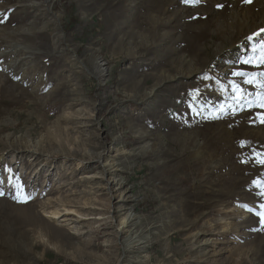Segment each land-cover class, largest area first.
<instances>
[{
    "label": "rangeland",
    "instance_id": "rangeland-1",
    "mask_svg": "<svg viewBox=\"0 0 264 264\" xmlns=\"http://www.w3.org/2000/svg\"><path fill=\"white\" fill-rule=\"evenodd\" d=\"M260 17L264 0H0V264H264V34L240 44Z\"/></svg>",
    "mask_w": 264,
    "mask_h": 264
},
{
    "label": "bare ground",
    "instance_id": "bare-ground-1",
    "mask_svg": "<svg viewBox=\"0 0 264 264\" xmlns=\"http://www.w3.org/2000/svg\"><path fill=\"white\" fill-rule=\"evenodd\" d=\"M236 13V12H235ZM238 15V14H237ZM244 15V14H243ZM247 17V16H246ZM245 18V17H244ZM261 18V21L260 23H258L256 25V27H254L252 29L251 27V31L249 33H246V36L243 37L242 39V42H240V44H242L243 42H247L249 43L250 42V39L252 38L253 39V47L256 49V46H255V41L257 38H261L264 34V18L260 17ZM249 20V19H248ZM247 21V20H246ZM251 24V23H250ZM245 26V25H244ZM247 26V25H246ZM249 27V26H248ZM14 29V28H13ZM16 29V28H15ZM1 30V29H0ZM3 30V29H2ZM26 31V30H25ZM4 32H6L4 30ZM1 36V35H0ZM11 36V35H10ZM2 40H5V38H2ZM9 40V39H7ZM2 42V41H1ZM238 45L235 47V50H240L241 48H243L244 45ZM251 44V43H250ZM8 45V44H7ZM3 46V45H2ZM9 46H10V43H9ZM14 46V45H13ZM12 46V47H13ZM15 48V47H14ZM13 48V50H15ZM13 50H8V47H5L4 49L2 47H0V57L2 56H6L7 54H9L10 51H13ZM238 56V52L236 54ZM4 59V58H3ZM17 60H15L13 63H16ZM16 64H12V63H9V64H4L5 68L6 67H10L11 69L15 67ZM4 68V67H3ZM6 70V69H5ZM14 71V70H13ZM196 72H199V71H195V70H192L188 73V75H193L194 73ZM182 73V72H181ZM2 76V74H0V77ZM5 77V76H4ZM1 80V79H0ZM1 82V81H0ZM151 94L154 92V90L150 91ZM31 142V140L29 139V143ZM1 161H4V158L1 157L0 159ZM5 162V161H4ZM106 169V168H105ZM119 184V183H118ZM24 200V199H22ZM27 199H25L26 201ZM28 201V200H27ZM24 202V201H23ZM108 203H109V210L112 211V206H111V200L108 199ZM29 205L25 206L21 212L18 213L19 217L18 219L20 220V222H23L24 220H28V221H38V218L36 217V215H34V213L31 211L30 207H28ZM118 210H114V212H116ZM51 214L52 215H57L59 214V211L58 210H53L51 211ZM99 215H104L105 214H99ZM102 219V218H101ZM137 219H140V216H135V214H133V211L132 209L128 210V212H126L123 216H121L120 218V228L123 229V230H126L127 232L131 231L132 227L138 222ZM125 231V232H126ZM112 243V242H111ZM143 243L142 240L140 239H136L135 237H130V236H127L124 238V240H122V242L120 243L122 246H126L127 248L129 249H136L138 247H140V245ZM112 245L116 246V243H113Z\"/></svg>",
    "mask_w": 264,
    "mask_h": 264
},
{
    "label": "snow or ice",
    "instance_id": "snow-or-ice-1",
    "mask_svg": "<svg viewBox=\"0 0 264 264\" xmlns=\"http://www.w3.org/2000/svg\"><path fill=\"white\" fill-rule=\"evenodd\" d=\"M185 2H189V0H185ZM262 48V54H261V59H260V63L264 64V44L261 45ZM246 62H250V61H246ZM234 75H238V76H246L248 75L247 73H243V72H237L234 73ZM261 76H264V73H261ZM246 83H250V80H246ZM233 89L234 91H239V89L237 88L236 85H233ZM244 146V142H241V147ZM260 154H258L259 156ZM258 163L264 164V157H261L258 159L257 161ZM255 184H257L260 187V192L258 193L259 195H261L262 197H264V183H261L260 181H254ZM2 194V193H0ZM261 208H264V205H261ZM251 211V209H249ZM257 215H262L260 212H257Z\"/></svg>",
    "mask_w": 264,
    "mask_h": 264
},
{
    "label": "crops",
    "instance_id": "crops-1",
    "mask_svg": "<svg viewBox=\"0 0 264 264\" xmlns=\"http://www.w3.org/2000/svg\"><path fill=\"white\" fill-rule=\"evenodd\" d=\"M167 264H174L173 262H169V263H167Z\"/></svg>",
    "mask_w": 264,
    "mask_h": 264
}]
</instances>
